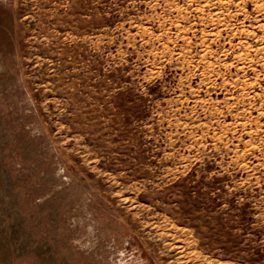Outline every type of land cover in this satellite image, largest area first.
Returning a JSON list of instances; mask_svg holds the SVG:
<instances>
[{"label": "rangeland", "instance_id": "obj_1", "mask_svg": "<svg viewBox=\"0 0 264 264\" xmlns=\"http://www.w3.org/2000/svg\"><path fill=\"white\" fill-rule=\"evenodd\" d=\"M0 264H264V0H0Z\"/></svg>", "mask_w": 264, "mask_h": 264}]
</instances>
